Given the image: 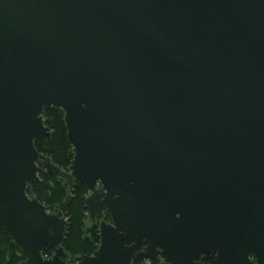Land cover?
<instances>
[{"label": "water", "instance_id": "obj_1", "mask_svg": "<svg viewBox=\"0 0 264 264\" xmlns=\"http://www.w3.org/2000/svg\"><path fill=\"white\" fill-rule=\"evenodd\" d=\"M47 107L112 219L75 263ZM0 227L27 264H264V0H0Z\"/></svg>", "mask_w": 264, "mask_h": 264}, {"label": "trees", "instance_id": "obj_2", "mask_svg": "<svg viewBox=\"0 0 264 264\" xmlns=\"http://www.w3.org/2000/svg\"><path fill=\"white\" fill-rule=\"evenodd\" d=\"M45 124L50 128V137H40L35 141L39 152L49 156L56 165L53 173L41 170L40 181L32 184V193L52 211L62 210L68 218V226L63 246L69 254V262L75 263V257L93 254L100 244V220L112 221L111 214L106 212L98 217L96 223L89 217L85 200L90 194L87 186L77 180L70 184L64 172L74 159L75 152L68 138L65 113L58 107H47L44 113ZM88 220L92 222L88 225ZM88 228L90 230L88 231ZM89 236V239L87 238ZM42 253L51 257L53 252L44 247ZM0 264H27L21 248L11 235L0 227ZM140 264H153L143 262ZM161 264H166L162 262Z\"/></svg>", "mask_w": 264, "mask_h": 264}, {"label": "flooded vegetation", "instance_id": "obj_3", "mask_svg": "<svg viewBox=\"0 0 264 264\" xmlns=\"http://www.w3.org/2000/svg\"><path fill=\"white\" fill-rule=\"evenodd\" d=\"M202 260H203V262H204L205 264H210V262H209L206 258H203ZM166 264H167V263H166Z\"/></svg>", "mask_w": 264, "mask_h": 264}, {"label": "rangeland", "instance_id": "obj_4", "mask_svg": "<svg viewBox=\"0 0 264 264\" xmlns=\"http://www.w3.org/2000/svg\"><path fill=\"white\" fill-rule=\"evenodd\" d=\"M88 219H89V217H88ZM91 223H92V222H91L90 220H88V225H89V226H91ZM87 236H88V235H87ZM88 237H89V236H88Z\"/></svg>", "mask_w": 264, "mask_h": 264}]
</instances>
